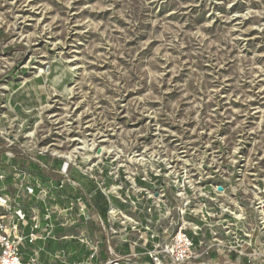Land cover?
Masks as SVG:
<instances>
[{
    "label": "rangeland",
    "instance_id": "1",
    "mask_svg": "<svg viewBox=\"0 0 264 264\" xmlns=\"http://www.w3.org/2000/svg\"><path fill=\"white\" fill-rule=\"evenodd\" d=\"M1 101L82 168L264 178V0H0Z\"/></svg>",
    "mask_w": 264,
    "mask_h": 264
},
{
    "label": "built area",
    "instance_id": "2",
    "mask_svg": "<svg viewBox=\"0 0 264 264\" xmlns=\"http://www.w3.org/2000/svg\"><path fill=\"white\" fill-rule=\"evenodd\" d=\"M5 105L0 102V117L4 116L1 109ZM18 131L21 130L8 128L1 133L9 146L21 137ZM28 148L40 155L47 152L38 147ZM0 150L12 159L17 150L24 152L26 147H0ZM104 153L101 147L97 149L98 162ZM51 155L64 159L61 166L64 172L77 158L76 155L73 161H68L62 154ZM229 168L226 172L216 169L209 174L213 171L202 172L189 163L169 173L160 167L155 172L142 171L130 177L112 168L110 176L121 183L99 184L111 197L118 196L124 203L130 202L127 209H118L111 203L108 213L119 219L122 229L135 233L136 243L153 242L146 252L150 264H213L204 260L213 252L237 253L248 258L249 263L254 264L255 260L264 263V178L244 181L240 168L233 167L231 171ZM235 175L237 179L234 180ZM4 177L0 166V179ZM123 183L129 187L127 198L119 194ZM27 193L33 194L34 188L28 186ZM49 218L47 214L46 219ZM28 227L30 230L26 234ZM51 227L50 224L41 226L38 216L30 214L18 197L0 191V264H59L57 259L41 260L36 252L25 258L22 250L26 239L34 242L50 237ZM111 230L113 234L117 232ZM91 251L89 259L82 264H95L98 245L92 244ZM123 259L129 261L130 255ZM103 264H120V259H108Z\"/></svg>",
    "mask_w": 264,
    "mask_h": 264
},
{
    "label": "crops",
    "instance_id": "3",
    "mask_svg": "<svg viewBox=\"0 0 264 264\" xmlns=\"http://www.w3.org/2000/svg\"><path fill=\"white\" fill-rule=\"evenodd\" d=\"M1 120L2 117L0 147H26V150H17L12 159L5 157L0 150V166L5 175L0 179V191L18 197L30 214L38 216L41 226H52L50 237L34 242L24 241L23 245H27L23 250L25 258L36 252L46 262L57 259L59 264H82L89 259L94 244L99 248L95 264L115 258L120 259V264H150L146 252L152 248L153 242L142 240L136 243L135 233L122 229L119 219L108 213L111 203H115L118 209H127L130 203H124L118 196L111 197L100 187V182L108 186L121 183L110 176L108 166H96L89 170L70 163L64 172L61 170L62 158L40 155L28 148L32 144L25 145L20 140L9 146L1 134L4 131ZM18 134L22 136L23 133L18 131ZM121 185L119 194L129 197L128 185ZM28 186L34 188L33 194L27 193ZM47 214L49 219H46ZM111 228L117 232L113 234ZM29 230V227L26 228V234ZM126 255H130L129 261L123 259ZM204 260L213 264H253L237 253L213 252ZM254 264L264 263L255 260Z\"/></svg>",
    "mask_w": 264,
    "mask_h": 264
},
{
    "label": "bare ground",
    "instance_id": "4",
    "mask_svg": "<svg viewBox=\"0 0 264 264\" xmlns=\"http://www.w3.org/2000/svg\"><path fill=\"white\" fill-rule=\"evenodd\" d=\"M104 150H105V149H102L101 152H103ZM62 155H63V154H62ZM98 155H99V153H98ZM63 156H64V155H63ZM66 156H67L66 158L68 159V161H73V160H74V159L71 160V159H72V152L67 153ZM64 157H65V156H64Z\"/></svg>",
    "mask_w": 264,
    "mask_h": 264
},
{
    "label": "water",
    "instance_id": "5",
    "mask_svg": "<svg viewBox=\"0 0 264 264\" xmlns=\"http://www.w3.org/2000/svg\"><path fill=\"white\" fill-rule=\"evenodd\" d=\"M219 189H221V187H219Z\"/></svg>",
    "mask_w": 264,
    "mask_h": 264
}]
</instances>
